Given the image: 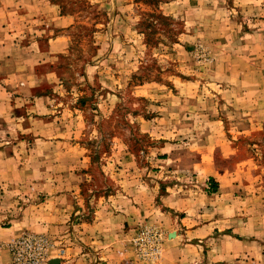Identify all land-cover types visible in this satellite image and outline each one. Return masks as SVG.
<instances>
[{
  "label": "rangeland",
  "instance_id": "obj_1",
  "mask_svg": "<svg viewBox=\"0 0 264 264\" xmlns=\"http://www.w3.org/2000/svg\"><path fill=\"white\" fill-rule=\"evenodd\" d=\"M205 178L224 220L190 240L166 205ZM68 193L72 234L99 209L149 216L127 227L121 264H264V0H0L8 264L27 234L67 260L72 236L38 224Z\"/></svg>",
  "mask_w": 264,
  "mask_h": 264
},
{
  "label": "crops",
  "instance_id": "obj_2",
  "mask_svg": "<svg viewBox=\"0 0 264 264\" xmlns=\"http://www.w3.org/2000/svg\"><path fill=\"white\" fill-rule=\"evenodd\" d=\"M202 167L200 166L199 170ZM200 171V172H201ZM206 171V168L204 169ZM213 175V174H212ZM208 178L201 180L199 185H188L184 189H174L173 195H170L169 207L172 213H184L187 216L182 219L183 225L186 227L184 237L192 239H199L201 237L209 238L212 231L219 227L223 222V217L219 214L220 202H214L213 198L216 194L209 196L206 190L211 189L214 180L207 182ZM215 181L217 178H215ZM216 186V184H214ZM75 188V187H73ZM218 194V193H217ZM76 193H68L63 198V214H54V209L49 206L57 207L56 203L60 200L57 197H52V205H46V211H49L51 216L45 223L38 224L43 233H48L56 236H72L68 242V258L63 264H90L88 261V253H94L104 261L103 264H121V259L117 255V251L127 246L129 240V231L127 227H133L137 222L143 221L146 217L143 212H138L128 208L123 210L121 214H114L107 210H98L90 222H83L75 227L72 234V228L69 226L68 220L74 219L76 215L74 198ZM103 211V212H102ZM228 211V210H225ZM48 214V213H45ZM68 224V225H67ZM4 235H8L7 240L17 236L16 230L4 229ZM70 234V235H69ZM188 240V241H190ZM10 257L7 253L0 255V264H8Z\"/></svg>",
  "mask_w": 264,
  "mask_h": 264
},
{
  "label": "built area",
  "instance_id": "obj_3",
  "mask_svg": "<svg viewBox=\"0 0 264 264\" xmlns=\"http://www.w3.org/2000/svg\"><path fill=\"white\" fill-rule=\"evenodd\" d=\"M12 264H51L50 242L40 235L27 234L9 244Z\"/></svg>",
  "mask_w": 264,
  "mask_h": 264
},
{
  "label": "water",
  "instance_id": "obj_4",
  "mask_svg": "<svg viewBox=\"0 0 264 264\" xmlns=\"http://www.w3.org/2000/svg\"><path fill=\"white\" fill-rule=\"evenodd\" d=\"M58 263H59L58 261L53 262V264H58Z\"/></svg>",
  "mask_w": 264,
  "mask_h": 264
}]
</instances>
